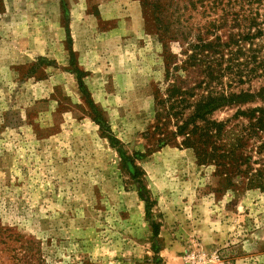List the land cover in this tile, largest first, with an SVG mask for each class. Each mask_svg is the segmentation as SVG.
<instances>
[{
	"label": "rangeland",
	"instance_id": "1",
	"mask_svg": "<svg viewBox=\"0 0 264 264\" xmlns=\"http://www.w3.org/2000/svg\"><path fill=\"white\" fill-rule=\"evenodd\" d=\"M202 11L190 0H0V264H264V183L225 181L181 138L159 147L151 135L153 95ZM162 28L181 33L163 47ZM252 159L264 177V157Z\"/></svg>",
	"mask_w": 264,
	"mask_h": 264
},
{
	"label": "trees",
	"instance_id": "2",
	"mask_svg": "<svg viewBox=\"0 0 264 264\" xmlns=\"http://www.w3.org/2000/svg\"><path fill=\"white\" fill-rule=\"evenodd\" d=\"M190 3L193 9L199 5L206 20L182 33L186 35L182 42L193 37V42H185L183 60L165 66L166 88L153 95L151 135L157 137L159 147L181 138V146L193 150L199 165L223 172L225 181L233 174L245 179L248 187L260 189L264 177L261 170L252 174L251 168L259 165L252 154L264 157V87L257 92L240 88L264 80V0ZM160 33L159 42L165 47L164 41L181 32L168 36L167 28H162ZM225 110L234 113L225 120L213 118ZM105 138L111 146L117 143L111 136ZM118 153L124 160V154ZM132 159V180L144 190ZM143 200L149 209L148 196ZM4 232L8 230L0 228L1 245L7 240Z\"/></svg>",
	"mask_w": 264,
	"mask_h": 264
}]
</instances>
